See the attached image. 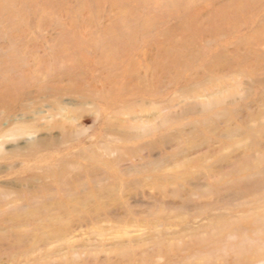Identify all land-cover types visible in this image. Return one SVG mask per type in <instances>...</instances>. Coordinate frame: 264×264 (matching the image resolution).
I'll list each match as a JSON object with an SVG mask.
<instances>
[{
	"label": "rangeland",
	"instance_id": "obj_1",
	"mask_svg": "<svg viewBox=\"0 0 264 264\" xmlns=\"http://www.w3.org/2000/svg\"><path fill=\"white\" fill-rule=\"evenodd\" d=\"M0 264H264V0H0Z\"/></svg>",
	"mask_w": 264,
	"mask_h": 264
}]
</instances>
